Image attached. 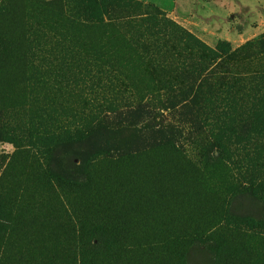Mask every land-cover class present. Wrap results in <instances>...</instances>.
<instances>
[{
    "label": "rangeland",
    "instance_id": "374dc122",
    "mask_svg": "<svg viewBox=\"0 0 264 264\" xmlns=\"http://www.w3.org/2000/svg\"><path fill=\"white\" fill-rule=\"evenodd\" d=\"M101 69L142 109L140 152L104 137L33 159L6 135L79 115ZM216 81L236 114L264 117V0H0V264H69L99 242L121 249L95 264H264V132L209 136L198 120ZM170 122L181 154L150 133Z\"/></svg>",
    "mask_w": 264,
    "mask_h": 264
},
{
    "label": "trees",
    "instance_id": "16d2710c",
    "mask_svg": "<svg viewBox=\"0 0 264 264\" xmlns=\"http://www.w3.org/2000/svg\"><path fill=\"white\" fill-rule=\"evenodd\" d=\"M220 50L194 49L195 55L200 56V59L204 61H213L215 58L223 57L227 54ZM84 60L86 61V57H84ZM98 74L99 76L96 77L97 83L96 85L93 84L94 88H96L95 92L91 90L92 93L88 94L83 92L82 94L83 89H81V109L83 110L80 113L81 115L64 117L60 120L47 116L46 124L42 125L41 129L40 125L43 122L33 124L29 122L26 132L20 134L22 135L21 137L19 134L15 135L13 130L7 131L6 135L15 142L19 143L23 141L22 147L25 146L27 149L30 148L34 151V156H31L33 159L39 158V155H43L44 149L48 150L57 145H69L83 139L98 140L104 137L112 142V150L121 151L122 153L130 151L140 152L143 149L142 147H146L144 146L143 139L145 135L137 128V125L144 120L142 109L136 104V108H133L134 110L131 111L125 105L126 86L124 85L123 79L121 80L124 76L120 75L119 72L111 70L102 71L101 69ZM120 76L122 77L120 78ZM229 80L235 84L238 83L237 76H229ZM217 85L218 81L215 84H209V87H207L208 89L210 88L208 95L211 96V101L204 109L210 113L205 114L198 120L205 129H208L210 133L212 132L209 136H217L219 138L231 136L235 140L239 136L249 133L251 128L253 130L256 129L258 133H260L259 131L264 132V117L255 118L253 115L243 116L236 114L242 106L236 105V102L233 103L220 99L217 94H213L215 89L218 91ZM91 95L92 97H90ZM256 101V103H252V110L259 112L261 109H264V100ZM191 103L192 106L198 105L197 101ZM175 122L178 124L184 123L183 120ZM189 123L193 125L191 120ZM50 126L51 128L49 129ZM155 126H158V128L150 133L157 136L158 149L161 148L174 154H181V147L178 144V138L181 135L177 125L170 122L165 125L157 123ZM258 143V147L264 151V141ZM97 148L94 145L93 150L87 157L97 152ZM216 152V156L212 158L213 163L211 162L210 164L218 166L222 163L223 157L219 148L216 149ZM80 163L81 169L87 166L86 157ZM96 232L104 236L105 239L110 238L112 235L109 231ZM118 247L103 242L93 245L89 243L81 244L75 249L77 258L75 259L74 256L69 261V264H95L96 261L107 260L114 254ZM119 248L121 249V247Z\"/></svg>",
    "mask_w": 264,
    "mask_h": 264
}]
</instances>
